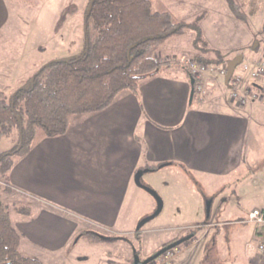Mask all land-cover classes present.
Wrapping results in <instances>:
<instances>
[{"label": "crops", "instance_id": "0c3cea01", "mask_svg": "<svg viewBox=\"0 0 264 264\" xmlns=\"http://www.w3.org/2000/svg\"><path fill=\"white\" fill-rule=\"evenodd\" d=\"M211 1L200 12L212 11L219 20L226 15L235 18L225 0ZM164 5L170 8L172 2ZM8 18V5L0 0V33ZM199 29L203 33L200 23ZM250 42L242 49L249 48ZM173 48L165 42L155 52L163 58L184 54ZM187 49L191 58L201 57L192 44ZM212 50L220 51L227 60L220 48ZM209 55L202 57L211 59ZM23 59L22 54V58L16 56L14 64L5 61L0 91L4 90L1 82L8 83L9 75L18 88L37 70L36 65L27 67ZM199 82L201 91H194L190 100L195 82L191 83L183 69L169 67L143 80L136 92L121 93L105 110L74 117L65 134L42 140L16 160L8 183L29 209L26 219L14 225L20 234L19 247L22 238L26 241L27 256H22L45 264L48 255L57 256L81 245L83 232L111 237L116 233L114 227L121 223V212L129 191L133 192L137 171L169 170L187 179L237 174L252 153L247 136L250 121L264 115V109L254 105L255 99L244 106L231 102L229 85L217 71L204 73ZM256 90L261 91L256 92V100L262 101L264 90ZM128 223H132L131 218ZM219 228L216 224V236L207 239L212 236L216 243ZM255 236L259 240L262 230L256 228ZM182 238L174 236L166 243ZM189 241L179 246L173 260L181 247L187 250L193 246L188 245Z\"/></svg>", "mask_w": 264, "mask_h": 264}, {"label": "rangeland", "instance_id": "374dc122", "mask_svg": "<svg viewBox=\"0 0 264 264\" xmlns=\"http://www.w3.org/2000/svg\"><path fill=\"white\" fill-rule=\"evenodd\" d=\"M5 1L9 8V18L0 33V74L6 73L5 61L14 64L16 56L22 58V54L27 67L36 65L35 68L38 69L51 60L77 57L83 53L84 14L89 0ZM160 1L168 6L172 2L169 7L174 13L164 6L179 21L197 26L200 23L203 28L200 39L207 48H220L227 60L239 54L243 56V61L234 70L233 76L242 78L240 92L245 90L249 101L255 99L254 105L264 109V92L263 100H256L259 98L256 92H261L256 87L264 90V75L256 78L250 76V72L259 64L264 65V0H235L246 18L245 21L228 15L223 17L222 14L223 18L219 20L213 16L212 11L200 12L203 7L212 4L211 0ZM72 11L76 13L72 15ZM197 35L193 29H186L183 34L173 36L166 42L172 44L174 50L184 53L175 57L191 58L186 51ZM249 40V48L242 49L243 44ZM257 47L258 50L255 49ZM209 54L214 57L212 52ZM243 66L247 69L242 70ZM7 79L9 82H1L4 84L1 88L9 95L16 90L17 85H13V76L9 75ZM8 86L11 90L5 88ZM228 89L230 92V86ZM259 115L250 121L247 134L252 153L237 174L229 178H203L195 175L187 179L186 176L179 177L169 170L149 172L145 169L139 177V183L157 194L161 209L141 227L139 233L134 231L137 224L155 213L157 201L134 184L131 186L133 192L129 191L123 206L121 223L114 227L116 233L109 237L119 239L91 244L83 237L81 245L69 248L57 256L48 255L44 263L132 264L135 257L145 259L159 252L164 243L174 236L184 237L196 231V236L188 243L193 246L187 250L181 247L171 264H264V256L259 255L256 250V227L246 221L247 214L252 209L261 207L264 202V115ZM17 138L15 131L9 137L2 138L0 152L13 148ZM2 187L0 180V200L8 206L14 227L19 219H26V215L18 214L15 208L26 207L27 202L19 201L14 194H6ZM208 201H211L210 217L206 218ZM130 218L132 223H128ZM216 224L220 227V239H216L215 243L212 236L207 238L209 235L216 236ZM196 227L202 229L198 232ZM19 253L27 256L24 238Z\"/></svg>", "mask_w": 264, "mask_h": 264}, {"label": "trees", "instance_id": "16d2710c", "mask_svg": "<svg viewBox=\"0 0 264 264\" xmlns=\"http://www.w3.org/2000/svg\"><path fill=\"white\" fill-rule=\"evenodd\" d=\"M225 1L234 17L245 21L239 4ZM186 29L198 33L192 46L201 56L194 57L199 64L226 65L228 60L220 51L202 43L199 26L179 21L160 0H95L90 13L84 14L81 55L51 60L9 95L0 91V140L14 131L18 137L13 148L0 152L3 192L13 194L8 175L14 162L42 140L65 134L74 117L105 110L121 93L136 92L143 80L169 67L183 69L194 80L177 62H166L165 57L154 53ZM210 52L213 58L202 57ZM156 58L161 62H155ZM15 209L20 215L29 213L27 206ZM9 211L0 200V264H42L19 253L20 234L12 225ZM82 236L91 244L119 239L93 232H83Z\"/></svg>", "mask_w": 264, "mask_h": 264}, {"label": "built area", "instance_id": "2783aa9c", "mask_svg": "<svg viewBox=\"0 0 264 264\" xmlns=\"http://www.w3.org/2000/svg\"><path fill=\"white\" fill-rule=\"evenodd\" d=\"M161 62L158 58L155 59V62ZM166 62H177L179 65L184 67L190 72V75L194 78V91H201V83L199 80L202 75L207 72L217 71L220 75L225 77L226 74V66H205L199 64L195 59L188 58L186 56H180L178 58H170L165 57ZM247 67L243 66L242 70H246ZM264 75V65L259 64V66L250 72V76L256 78L258 76ZM242 78L240 76H233L229 81L230 92H229V100L231 102H236L241 106L246 105L249 101V98L245 94V90L243 93L240 92L239 84ZM248 92V91H246ZM246 221L256 228L261 229L263 232V236L258 240L256 245V250L259 255L264 256V207L251 210L246 217ZM176 250H166L159 257L153 259L148 264H171L172 259L175 255Z\"/></svg>", "mask_w": 264, "mask_h": 264}, {"label": "water", "instance_id": "95a60500", "mask_svg": "<svg viewBox=\"0 0 264 264\" xmlns=\"http://www.w3.org/2000/svg\"><path fill=\"white\" fill-rule=\"evenodd\" d=\"M95 0H90L89 3H88V6H87V9H86V15H88L90 13V10L93 6V3H94ZM256 46V44H254V47ZM243 61V56L242 55H238L236 56L235 58L229 60L227 63H226V74H225V83L228 84L233 73H234V70L242 63ZM191 83L193 84L194 83V80L191 79ZM193 94H194V89L191 91V95H190V100L192 99L193 97ZM145 171H148V169H146ZM144 171V172H145ZM143 173V171H137L135 173V176H134V181H135V184L144 189L146 192H148L152 197H154L157 201V209L155 211L154 214H152L151 216L149 217H146L144 219H142L136 226V230H139L141 229V227L148 221L150 220L151 218H153L154 216H156L160 209H161V202L159 200V197L157 196V194L150 188L146 187V186H143L139 183V177L141 176V174ZM210 208H211V201H208L207 204H206V218H209L210 216ZM182 241H176L170 245H168L167 247L161 249L157 254H155L154 256H151L149 258H147L146 260L144 261H141L139 258L135 257L134 261H133V264H147L149 261L159 257L164 251L166 250H169L170 248H173L177 245H179Z\"/></svg>", "mask_w": 264, "mask_h": 264}, {"label": "flooded vegetation", "instance_id": "af4514ba", "mask_svg": "<svg viewBox=\"0 0 264 264\" xmlns=\"http://www.w3.org/2000/svg\"><path fill=\"white\" fill-rule=\"evenodd\" d=\"M199 227H201V226H199ZM196 228H197V227H196ZM135 230H136V228H135ZM199 231H200V230H198V232H199ZM198 232H197V233H198ZM195 234H196V231H195V233H191V234L187 237V239H186V237H183L182 239H180V241H182V242H181L179 245H177V246H175V247H173V248H170L169 250H176V251H177L178 248H179V246H180L181 244L187 242L188 240H192L193 237L196 236ZM176 241H178V240H174V242H176ZM174 242H172V243H174ZM172 243H171V244H172ZM166 244H167V243H166ZM169 245H170V244H169ZM167 246H168V245H167ZM162 248H165V247H162ZM162 248H161V249H162ZM140 260L143 261V259H140ZM145 260H146V258H145ZM133 261H134V260H133ZM151 261H152V260H151ZM149 262H150V261H149ZM149 262H148V263H149ZM148 263H147V264H148Z\"/></svg>", "mask_w": 264, "mask_h": 264}]
</instances>
